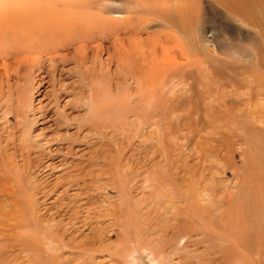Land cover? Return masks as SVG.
<instances>
[{
	"label": "bare ground",
	"instance_id": "6f19581e",
	"mask_svg": "<svg viewBox=\"0 0 264 264\" xmlns=\"http://www.w3.org/2000/svg\"><path fill=\"white\" fill-rule=\"evenodd\" d=\"M200 3L0 0V73L25 79L22 86L7 81V95L0 93V102L9 107L6 124L14 125V130L20 131L34 110L36 68L41 72L46 68L43 77L49 76L51 86L50 100L40 101L35 109L39 118L50 103L59 108V90L69 84L67 77L56 76L60 64L75 62L84 79L102 62L100 54L107 52V63L116 64L114 73L131 79L137 89L128 95H105L98 102L92 93L88 98L80 96L78 100L88 105V118L77 121V129L67 137L78 140L76 134L87 130L80 139L85 147H74L78 143L68 138L56 140L57 144L46 141L42 152L49 159L38 163L46 164L50 170L46 176L51 179L42 188L38 181L34 186L30 181L31 159L23 140L19 146L24 163H17L19 149L15 144L10 147L15 133L9 130L10 141L0 142V193L9 196L0 201V229L9 225L10 233L0 235L10 239H1L0 264H10L12 254L17 258L22 252L27 264H93L94 254L111 244L103 236L105 225L100 224L121 227L126 236L138 225L137 246L144 244L164 264H170L174 255L179 256L175 264H264V155L259 153L264 151V10L245 19L230 15L254 28L258 37L247 41L251 58L240 63L231 54L224 59L218 56L221 51L217 55L207 48L198 30ZM153 22L166 29L143 37ZM107 39H112L110 46L103 44ZM90 53L93 60L88 64ZM103 114L111 116L102 119ZM145 126L150 128L143 139L146 144L131 149L133 138ZM234 144L241 148L240 166L234 163ZM134 151L151 160L146 175L142 176L143 162L137 159L135 166ZM59 153L62 158L56 161L54 155ZM221 167H233L238 173L236 190H227ZM50 184L53 188L68 185L50 200L57 210L50 212L52 204H47L42 213L35 211L36 199L30 190L37 187L43 189L41 196L52 194L47 189ZM74 186L76 191H71ZM112 189L116 197L110 195ZM135 190L143 196L135 198ZM77 224L82 228L97 224L96 235H86L80 242L69 236L64 241L70 229L80 227ZM151 224H162L159 228L165 233L146 239ZM198 226L208 235L205 248L192 253L187 239ZM226 226L229 231L221 232ZM16 245L22 252L15 253ZM60 246L76 253L71 258L63 256ZM115 249L113 254L126 263L129 246ZM207 254L213 257L204 261ZM218 257L221 261H213Z\"/></svg>",
	"mask_w": 264,
	"mask_h": 264
},
{
	"label": "rangeland",
	"instance_id": "374dc122",
	"mask_svg": "<svg viewBox=\"0 0 264 264\" xmlns=\"http://www.w3.org/2000/svg\"><path fill=\"white\" fill-rule=\"evenodd\" d=\"M114 1L116 3L118 2L121 3V0H118V1L114 0ZM200 1H201L200 12L196 11L197 15L199 13L200 18H201L200 24L198 25V30H199V33L202 34L204 39L206 40V45L208 46L207 48L210 50V52L212 51L213 53L216 52L215 54L217 53L220 54L219 52L221 51L222 55H218V54L217 55L220 57L223 56L224 59H225V56H227V54H231L236 59L235 60L231 58L232 60L234 61L238 60V62L240 63L246 61V63H248L249 61L248 59L251 58L250 47L248 46V42H249V39L258 38L256 31L254 30V28L248 25H245V23H243L241 20L239 21V20L233 19L230 15L234 14L237 19L250 18L252 13H260L264 10V3L258 2L257 0L256 1L255 0H221L220 3L216 2L215 0H200ZM156 29H166V28H164L162 24L158 22H153L152 24L148 25V27L146 28V31L142 33V36L147 37L150 31H154ZM111 42H112V39H107L103 44L105 46H110ZM100 55H101L100 60H102V62L98 61L94 68L86 72V76L84 79L83 78L81 79V77L78 75L76 68H75V65H76L75 62L72 61V62H68V64L65 63L62 66L61 64L58 66L60 67L58 68L59 70L62 67L65 70L64 71L57 70L56 76L58 77L60 74H62V77H67L65 80V83L69 82V84L66 88L59 90V92H61V96L58 102L59 108L55 107L52 103H50L49 105L44 107L45 116L42 118L37 117V115H39L40 113L38 110H35V109H37V107L40 105V101H42V104H45L50 100V96H49L50 93L48 91L49 89H51V86L47 83V81L49 80V76L43 77V75L46 73L45 72L46 68L44 67L43 69L44 71L42 70V72L39 70V68H36L35 74H34L35 79L33 82L34 90L31 96L32 107L34 108V110L28 113L29 122L25 123V125H23L22 128H20V131L18 129L14 130L12 128L14 125H11L12 126L11 127L10 125L6 124V119H5L6 117L4 115H5V111L6 112L9 111V107L2 104V101L0 102V105H1L0 106V142L2 144H5L6 141L9 140V133H10L9 130L11 129L14 131L15 135L13 138V142L10 143V147L15 144L18 146V149L20 150L19 142H21V140L24 141V144L29 148V155L31 159V167L30 169L28 168L27 171L30 176V179H31L30 181L32 183V186L36 185L37 183L36 181H38L39 185L42 188L43 184L49 182V180L51 179V178H47L46 176V174L50 172V170L48 169L46 170V168L44 167L46 164L41 165L38 163L39 159L41 158H43V161H46L47 159H49L48 157L50 155L44 154V152H42V149H44L43 147H45L47 144L46 141L50 140L49 143L54 144L53 142H56L57 144V141H60L61 139H64V138H68L67 139L68 142L75 141L78 143V144H75L74 147H78V146L82 148L85 147V145L82 144L83 142L80 139L83 137L84 135L83 133H85L87 130H85L84 132L80 134L79 133L76 134V136L78 135V140H74V138L72 137H67L69 133H72L77 129L76 127L77 121L81 123L82 121H86L88 118V114H87L88 105L84 103L83 100L81 101L78 100L80 96H83L82 98H86V97L88 98L90 94L92 93L96 99V102H98L104 99L105 95H110L113 97L114 95H118V96L126 95V94L128 95L129 93L136 92L137 89L135 87V83L131 79L126 80L125 78L119 76L117 73H114L116 69V64L107 63L106 61V57L108 56L107 52H102ZM92 58H93V55L92 53H90L88 56V59H90L88 60L89 61L88 64L92 63V60H93ZM43 63L47 64V61L44 60ZM2 71L3 70H1V72ZM103 74L106 75L107 78ZM7 81L10 84H13L14 86H22L25 84V79H22L21 76L19 77L13 73H10L9 75L3 72L0 73V93H4L6 95H7V85H8ZM58 87H60V85ZM82 91H83V95L80 94L82 93ZM105 92H107V94H105ZM55 109L59 111L57 114H54ZM108 115L109 117L111 116L110 114H106V115L103 114L101 115V118L104 119ZM73 118H76V119L73 120ZM9 119H10V122L13 124L14 119L12 117H9ZM142 130L143 131L140 133V135H135V137L133 138L132 140L133 142L131 143V149H133V146H135L136 148H139L140 143H142L143 145L146 144V141H143V139H144L145 134H147L148 131L150 130V128L148 126L147 127L145 126ZM86 139L89 140L91 138L88 137ZM59 145L60 144H58V146ZM64 145L66 146V144ZM10 147L7 151L8 155H10L12 151ZM232 149L233 151L236 152L234 163L235 165L240 166L242 162V155H240L241 148H239L238 145L234 144V147H232ZM19 150H18V153H16L17 154L16 161L18 164L21 165L22 163H24V159L21 154L22 151L21 150L19 151ZM64 151L65 150H62V152ZM134 152H136V156L134 157V160H135L134 163L136 162L137 159L139 162H143V165L142 164L140 165L144 167V169L142 168L143 169L142 176L144 174L146 175V171L147 169H149L148 168L149 164L150 166L152 164L151 160L149 159L148 156L143 154V152H140V154L138 151H134ZM261 152L264 155V151L259 150V153ZM23 154H26V153H23ZM54 157H56L55 160L57 161L60 158H62V154L59 153L57 155H54ZM73 157L74 156L72 155V158H70L68 161L73 160ZM76 161L80 162L79 159L75 160V162ZM138 161L135 163V166H137L136 164L139 163ZM219 171L222 173V175L220 176L221 180L224 178L222 181L228 184L227 190L229 191L236 190L234 186L236 185V182L238 180V177H237L238 173L234 171V168L228 167V168L222 169L221 167ZM40 182L42 184H40ZM67 186L68 185L63 184V186L59 185L57 188H53V184H50L48 185L47 189L48 191H51L52 194H50V192H47V195L45 196H41V193L43 190L41 188L38 189L36 187L35 191L30 190V193H32L36 199V201H34L36 202V205H37V206L35 205V211L37 210V211H40V213H42V211L44 210V206H46L47 204L49 205L52 204L53 202H50V200L52 199L54 200L57 197V195L60 194V191H62ZM75 188L76 186H74V188H72L71 191H76ZM136 190L139 191L138 189ZM136 190L133 191V195L135 196V198L137 197L139 198L143 196L142 192H136ZM110 195L113 197H116L115 189H112V192L110 193ZM7 199H9L8 195L0 193V201H5ZM57 205H59V203ZM54 210L55 211L57 210L56 205L52 204V209L50 212H55ZM59 213L61 214L62 212H59ZM45 218L50 220L52 217L46 216ZM59 218H60V215L59 216L56 215V219H59ZM77 225H80V227L75 226L76 228L74 227V229H70L69 234L66 236L64 241H67L69 239V236L75 237V242H78V241L80 242L82 241V239H85L84 236L86 235L92 238L93 236L96 235L97 228L95 225L97 224H89L90 227H85V228L84 227L82 228L81 226L82 224H77ZM100 225L101 226L105 225L103 227H105L107 231L103 229L105 231V233H103V236H105V238L107 237L106 238L107 243L111 242V244L110 245L106 244L105 246L107 247L104 246V250H102V252L94 254V257L92 258L93 264H164L161 260V257L155 258L152 255V253L148 251L147 247H145L144 244H140V246H137L138 245L137 243H139L138 238L141 233L140 227L138 225L131 227L127 236L121 232V227L113 228L112 224L110 225L100 224ZM161 225L162 224H151L148 229L149 234H147L145 238L146 239L147 238L148 239L158 238L159 234L165 233V231L161 232L159 228V226ZM3 227L4 228L0 229V232H4V234L10 233V231L7 230L9 229V225H7L6 227V224H3ZM198 227H199L198 230L197 229L193 230L190 233V238L187 239L188 240L187 241L188 250L192 253H197L200 250L204 249L205 244H206L205 236L206 234L208 235V233L207 232L204 233L202 231L204 229L200 228V226ZM220 231L227 232L229 231V228L228 226H226V228H222V230ZM113 233L114 235L109 237ZM115 233H117V235H115ZM1 239L4 241L6 239L9 240L10 238L7 236L0 235V246H1V243L3 242V241L1 242ZM122 245L126 247L129 246V250L126 255V261H127L126 263L122 262L119 256L113 254L116 250L115 249L116 246L122 247ZM19 248L20 247L18 245L15 246V253L22 252V250ZM72 251L73 250H71L70 247L60 246V253L63 256L71 258L74 255V253H76ZM211 254L205 255L203 258L204 261H208V258L213 257V255ZM12 255L13 256L11 258L14 257V260L10 259L11 260V261L9 260L10 264H14V262H16V264H21V263L27 264L28 263V260L26 259L27 257H25L24 252H22L21 256L17 258L14 256V254ZM178 259H179V256L174 255V258L171 263L175 264V262ZM213 261L215 262L221 261V258L218 257L216 258V260H213Z\"/></svg>",
	"mask_w": 264,
	"mask_h": 264
}]
</instances>
